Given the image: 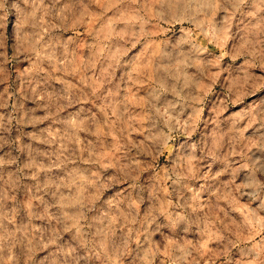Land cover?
<instances>
[{"label":"clouds","instance_id":"9594fccd","mask_svg":"<svg viewBox=\"0 0 264 264\" xmlns=\"http://www.w3.org/2000/svg\"><path fill=\"white\" fill-rule=\"evenodd\" d=\"M0 264H264V0H0Z\"/></svg>","mask_w":264,"mask_h":264},{"label":"rangeland","instance_id":"374dc122","mask_svg":"<svg viewBox=\"0 0 264 264\" xmlns=\"http://www.w3.org/2000/svg\"><path fill=\"white\" fill-rule=\"evenodd\" d=\"M10 24H11V20L9 19L7 21V25H0V29L5 28V27H8V26H10ZM8 32L10 34V27H8ZM0 151H3V150H0ZM221 260H222V258H218L217 259V264H221ZM209 264H211V261H209Z\"/></svg>","mask_w":264,"mask_h":264}]
</instances>
